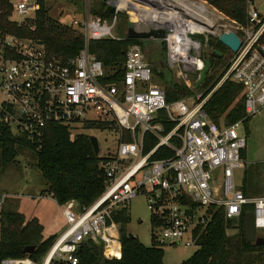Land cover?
Wrapping results in <instances>:
<instances>
[{
  "label": "built area",
  "instance_id": "2783aa9c",
  "mask_svg": "<svg viewBox=\"0 0 264 264\" xmlns=\"http://www.w3.org/2000/svg\"><path fill=\"white\" fill-rule=\"evenodd\" d=\"M104 1L106 10L115 9L113 15L93 14L85 0L83 21L68 25L82 33L85 44L67 61L48 54L39 40L0 28V124L17 134L36 132L49 124L70 130L96 124L106 126L104 133L117 136L116 151L103 157L106 187L102 195L90 206L82 207L77 201L62 205L66 227L42 261L26 257L2 264H79L80 247L88 242L101 245L105 257H120L115 217L141 194L159 231L154 235L158 245L199 248L201 228L212 218L206 209L213 205L224 209L227 220H239L245 207L252 206L256 232L264 231V196H245L235 184L247 149L243 123L264 115V0H242L244 25L217 12L221 24L202 4L199 17L181 4L169 3L157 11L154 0ZM8 2L10 22L36 31L38 0ZM123 14L138 32L165 29L167 67L186 84L205 71L204 48L210 39L220 43V35L232 31L242 44L237 52L223 45L227 67L207 96L204 91L191 97V104L188 98L169 102L165 88L154 83L153 67L140 45L128 47L120 80H110L116 72H109L91 54V41L123 39L119 35ZM227 81L244 88L245 117L221 127L209 119L204 107ZM161 112L176 123L167 134ZM147 133L158 139L149 151ZM173 139L180 140V145L173 144ZM160 149L172 151L173 156L154 159Z\"/></svg>",
  "mask_w": 264,
  "mask_h": 264
},
{
  "label": "trees",
  "instance_id": "16d2710c",
  "mask_svg": "<svg viewBox=\"0 0 264 264\" xmlns=\"http://www.w3.org/2000/svg\"><path fill=\"white\" fill-rule=\"evenodd\" d=\"M216 8L228 20L244 25L246 23V5L242 0H203ZM40 10L36 13L37 30L32 32L27 27L19 28L10 22L9 17L12 7L8 0H0V28L11 34L29 37L45 43L46 50L51 56L64 61L75 58L84 48L85 40L82 33L68 25L62 24L49 16L46 0H38ZM93 14L108 17L105 1L97 3L91 10ZM124 22V24H123ZM127 15H121V27H124L123 39L91 41L89 50L105 69L116 72L110 75V80H120L123 76L125 55L129 46L140 45L143 50L153 51L149 41L129 39L127 30L129 25ZM264 43V37L262 38ZM157 54L150 53L148 59L153 67L155 76L165 85L167 100L174 102L192 96V92L185 85L174 81L172 76L165 73L166 48L161 41L154 42ZM210 46L221 54L225 47L221 43L210 40ZM156 55L155 61L151 60ZM209 54L204 77L195 89L205 91L207 96L218 84L227 67V62ZM244 88L231 81L225 82L209 99L204 109L211 121L233 124L245 117ZM164 119L165 134L169 133L176 123L160 113ZM85 130L106 129L105 125L87 124ZM146 151L153 149L158 139L151 134H146ZM173 144L180 145V140L173 139ZM0 150L4 166L16 162L23 150L33 153L36 167L40 171L47 190L43 195L51 196L59 206L77 201L80 206L92 205L104 192L106 176L102 168L105 158L95 154L89 135L78 134L72 136L70 129L58 124H49L36 132L15 133L9 126L0 124ZM162 150V151H161ZM160 149L154 159L173 156L172 151ZM245 151L243 152V158ZM242 188L245 196L259 195L257 189L250 182L244 181ZM187 203H190L187 200ZM252 206H246L241 218L235 226V220L225 218L224 209L210 206L206 213L212 215L211 220L201 228L199 249L181 264H264V246L258 247L248 243L245 239V215L252 212ZM128 209H123L115 221L121 226L122 254L120 257L103 256V247L92 242L85 243L79 250V264H164L165 251L158 245L153 237L150 247L143 245L137 237H130L127 226L131 223ZM153 225V219L151 218ZM154 227V226H153ZM235 235L230 236L228 230L235 228ZM199 231V230H198ZM44 227L38 219L27 220L25 215L14 209L1 207L0 211V264L6 259H23L29 257L41 261L49 251L57 236L44 238ZM34 246L32 254H27L25 249ZM116 244L114 251L118 252Z\"/></svg>",
  "mask_w": 264,
  "mask_h": 264
},
{
  "label": "rangeland",
  "instance_id": "374dc122",
  "mask_svg": "<svg viewBox=\"0 0 264 264\" xmlns=\"http://www.w3.org/2000/svg\"><path fill=\"white\" fill-rule=\"evenodd\" d=\"M15 2L16 0H12ZM90 9L97 3L103 0H88ZM145 1V0H142ZM176 1V0H174ZM181 6H188V9L193 10L196 7L202 8L201 4L207 9L208 13L214 15V20L221 22L220 13L216 8L209 5L203 0H177ZM158 7H154L157 11L166 9L167 4H160L156 2ZM46 6L49 9V16L62 23L71 25L74 21L82 22L85 10V0H46ZM261 10H264L262 8ZM218 12V13H217ZM222 16L223 14L220 13ZM129 18V16H127ZM134 18V17H133ZM135 19V18H134ZM124 24V22H123ZM222 24V22H221ZM119 32L121 36L124 33V27H121ZM213 40V39H212ZM215 41V39L213 40ZM151 46L156 48L153 51H147V59L151 57L150 53L157 54V46L154 45V41H149ZM210 51L209 47L204 49V53ZM150 56V57H149ZM156 55H152L151 60L155 61ZM226 61V59H224ZM166 75L172 76L174 81L185 85L187 88L195 90L194 94L188 97V101L191 104L194 95L201 94L199 89H195L202 82L197 76H192L188 84L183 80L178 79L176 74L166 68ZM155 84L165 88V85L159 81L155 76ZM249 136L247 139V149L244 155V166L241 170L236 172L235 184L239 190H242L245 180H249L257 189L258 194L254 197L264 196V115H261L251 121H247ZM72 136L78 134H87L89 136H95L98 138L102 152L101 156H107L109 153H114L117 148V136L112 133H104L97 130H85L83 128H76L70 130ZM47 190V186L41 176L40 171L36 167V160L32 152L23 150L16 159L15 163L8 166H4L1 160L0 150V204L4 208H10V205L17 211L24 214L27 220L39 218L46 227L45 235H48L49 231L53 230L54 224H62V206H59L57 202L52 200L48 194L42 195L41 193ZM243 191V190H242ZM41 194V196H40ZM5 195H8L3 201ZM4 202V203H3ZM131 216V223L127 226V231L137 237L139 241L150 247L153 243L154 235L159 234V231L155 229L151 223V211L148 208L147 199L144 194L138 196L132 201L129 211ZM64 219V218H63ZM237 221L235 226H237ZM119 225V233L121 236V226ZM62 233V232H61ZM60 233V234H61ZM230 236L235 235L234 228L229 229ZM257 235L264 237V231L258 230ZM58 236V235H53ZM49 237V236H48ZM58 238V237H57ZM56 238V239H57ZM120 246L122 248V242L120 239ZM53 245V244H52ZM51 245V247H52ZM50 247V248H51ZM162 248L165 251L164 264H181L183 261L192 256L196 249H187L183 245L171 246L169 244L163 245ZM50 250V249H49ZM49 252V251H48ZM47 252V253H48ZM43 260V259H42ZM41 260V261H42Z\"/></svg>",
  "mask_w": 264,
  "mask_h": 264
},
{
  "label": "water",
  "instance_id": "95a60500",
  "mask_svg": "<svg viewBox=\"0 0 264 264\" xmlns=\"http://www.w3.org/2000/svg\"><path fill=\"white\" fill-rule=\"evenodd\" d=\"M108 15H113L115 13L114 8H109L106 10ZM166 31L165 29L161 30H151L149 32H138L133 24L129 25L128 28V38L129 39H136V40H163L165 38ZM219 41L222 45L229 48L233 52H237L241 47V39L235 32H225L220 35ZM39 44L44 45V42H39ZM214 55L217 57H221V53L217 50L213 51ZM91 144L94 148L95 154L101 156V146L99 140L95 136H89ZM244 231H245V239L248 243H253L258 247L264 246V237L257 236V232L255 229V219L254 213L249 212L245 215V224H244ZM130 237H135L134 235L130 234ZM36 248L34 246L27 247L25 252L27 254H32Z\"/></svg>",
  "mask_w": 264,
  "mask_h": 264
},
{
  "label": "crops",
  "instance_id": "0c3cea01",
  "mask_svg": "<svg viewBox=\"0 0 264 264\" xmlns=\"http://www.w3.org/2000/svg\"><path fill=\"white\" fill-rule=\"evenodd\" d=\"M65 25H67V24H65ZM127 36H128V30H127ZM199 39L201 40V37H199ZM134 40H136V39H134ZM210 40H212V39H210ZM142 41H154V42H157V41H161V42H163V40H154V39H150V40H142ZM39 42H42V41H39ZM164 43V42H163ZM214 43L216 44V42L214 41ZM45 44V43H44ZM209 49H210V47H211V49H212V46H210V42H209ZM166 48V47H165ZM205 49V48H204ZM211 49H210V51H211ZM147 51H149V49H148V47H147V50H144V52H145V55H147ZM214 51V50H213ZM214 52H210L209 53V51L208 52H206V53H204V55L207 57V62H208V59H209V54L210 55H213V56H215L214 54H213ZM220 53V52H219ZM223 53H225V51L223 52ZM215 57H217V56H215ZM221 57H222V54H221ZM217 58H220V57H217ZM146 59H147V57H146ZM222 59H224V58H222ZM147 61H148V59H147ZM149 62V61H148ZM226 62H227V60H226ZM207 64V63H206ZM166 67H167V63H166ZM167 69H169L168 67H167ZM205 72V71H204ZM204 72L202 73V74H204ZM173 73V72H172ZM201 77H202V75H201ZM198 79H200V78H198ZM233 83H235V82H233ZM236 84H238V83H236ZM240 85V84H239ZM201 92H204L203 90H201ZM242 96H243V98H244V90H243V93H242ZM186 99V98H185ZM167 117V116H166ZM168 118V117H167ZM255 118H257V117H255ZM255 118H253V119H255ZM161 119H163V118H161ZM210 119V118H209ZM244 119V118H243ZM243 119H241V120H243ZM253 119H249V120H247V121H251V120H253ZM164 120V119H163ZM241 120H239V121H241ZM247 121H245L243 124H244V129L246 130V134H247V138H248V136H249V130H248V123H247ZM213 122V121H212ZM238 122V121H237ZM215 123V122H214ZM236 123V122H235ZM219 126H227V125H231V124H226V123H224V122H220V123H217ZM234 124V123H233ZM100 131V130H99ZM101 132H103V131H101ZM108 134V133H107ZM126 136V135H125ZM127 137V136H126ZM146 148H147V145H146ZM246 151V150H245ZM102 157V156H101ZM242 191V190H241ZM42 195H43V193H41ZM41 194H40V196H41ZM8 195H5V197H4V195H3V201H5V198L7 197ZM9 197V196H8ZM50 198H51V196H49ZM52 200H54L53 198H51ZM55 201V200H54ZM56 202V201H55ZM4 203V202H3ZM1 205V204H0ZM2 207V206H1ZM129 210V209H128ZM0 211H1V209H0ZM62 211V210H61ZM62 214V213H61ZM36 219H38L39 220V222L43 225V227H44V233H43V235H44V238L45 239H47V238H49V237H51V236H53V235H60V233L65 229V227H66V222H65V220L63 219V216H62V224L60 223V224H58V225H55L54 224V229L53 230H51V231H49V233H48V235H45V231H46V227L44 226V224L41 222V220L39 219V218H37L36 217ZM235 221H239V220H235ZM234 229H236V227L234 228ZM228 233H229V230H228ZM49 236V237H48ZM57 236V237H58ZM257 236H260V237H263V236H261V235H257ZM199 248H197V250H198Z\"/></svg>",
  "mask_w": 264,
  "mask_h": 264
},
{
  "label": "bare ground",
  "instance_id": "6f19581e",
  "mask_svg": "<svg viewBox=\"0 0 264 264\" xmlns=\"http://www.w3.org/2000/svg\"><path fill=\"white\" fill-rule=\"evenodd\" d=\"M154 1H158L161 5L162 4H169V3H173V4H176V5H180L178 2H177V0L176 1H174V0H154ZM181 6V5H180ZM186 9L189 11V12H191V13H193V14H196V15H199V17H201V11L203 10L202 8H199V7H196L195 9H193V10H190V9H188V6H186ZM132 16L135 18V14H133L132 13ZM156 21H162L163 22V20H161V18H159V17H157V19H155Z\"/></svg>",
  "mask_w": 264,
  "mask_h": 264
}]
</instances>
